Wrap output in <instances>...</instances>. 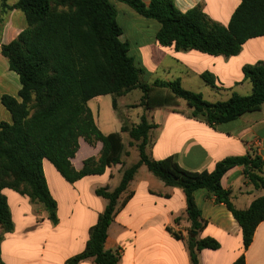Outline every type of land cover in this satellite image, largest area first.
<instances>
[{
  "label": "trees",
  "instance_id": "16d2710c",
  "mask_svg": "<svg viewBox=\"0 0 264 264\" xmlns=\"http://www.w3.org/2000/svg\"><path fill=\"white\" fill-rule=\"evenodd\" d=\"M134 9L141 16L157 21V40L164 47L177 51L196 50L212 56L238 55L250 39L264 36V0H240L228 26L212 21L201 6L182 13L173 0H115ZM3 10H20L28 27L9 44H2V55L9 69L19 75L22 89L19 99L3 95L1 103L12 116V124L0 122V228L4 233L14 230L5 188L28 196L31 203L41 205L53 225L58 224V203L52 196L43 169L50 161L69 183L90 175H100L109 167L120 164L125 152L121 132L137 142L138 163L123 171L119 186L96 189V195L108 201L105 211L90 229L85 249L66 261L80 264L93 259L94 264H119L118 251L105 249L108 230L118 213V202L127 192L140 167L147 169L167 186L182 189L186 196L191 231L202 232L206 223L196 203L195 194L204 189L232 212L242 228L247 250L254 240L257 227L264 221V196L249 209L237 210L230 192L222 186L224 175L236 166L244 167V175L257 188L264 189V160L259 156L228 157L218 162L211 173H191L182 169L175 157L153 160L147 154L150 133L156 127L143 115L137 125L124 121L122 131L105 135L97 126L88 102L98 96L111 95L113 108L118 98L141 90V107L148 106L152 87L170 90L188 102L193 117L204 119L211 126L236 120L247 112L258 111L264 104V62L245 66V78L252 84V93H233L226 102L211 103L201 93L186 90L180 80L153 84L142 83V70L129 54V45L122 42V27L117 21V8L112 0H19L10 6L0 0ZM204 80L215 86L209 74ZM83 138L91 146L102 143L100 157L84 161L76 170L72 159ZM133 194L122 202L125 207ZM178 219H176V222ZM175 238L182 236L168 229ZM0 264H5L1 258ZM192 264H200L198 252L217 250L213 238L190 237L188 242ZM234 264H246L242 255Z\"/></svg>",
  "mask_w": 264,
  "mask_h": 264
},
{
  "label": "crops",
  "instance_id": "0c3cea01",
  "mask_svg": "<svg viewBox=\"0 0 264 264\" xmlns=\"http://www.w3.org/2000/svg\"><path fill=\"white\" fill-rule=\"evenodd\" d=\"M142 1L147 6L151 2ZM173 1L182 13L201 6L212 21L223 26L229 25L240 5V0ZM16 3L17 0H8L10 6ZM115 5L117 21L123 29L121 41L128 43L130 56L142 70V83L180 80L186 90L201 93L204 98L209 94L213 98L211 103L226 102L233 93L241 96L252 93V84L245 78L243 69L264 62V36L248 40L241 52L231 57L212 56L196 50L177 51L174 45L164 47L159 44L160 24L157 21L139 15L126 4L115 2ZM27 27L25 15L23 17L19 10L10 11L0 42V104L5 94L19 99L22 89L19 75L9 69L8 60L2 55L1 45L12 42ZM206 74L213 77L215 86L204 80ZM132 92L118 98V110L113 109L116 117L109 111L107 120L100 106L98 117L100 120L103 114L104 127L111 128L104 132L108 135L121 132L124 121L130 125L139 124L132 120V111L138 121L145 115L156 125L147 147L151 159L175 157L178 165L191 173H211L218 162L228 157L251 155L264 160V104L260 110L244 113L234 121L211 126L204 119L193 117V108L188 102L168 89L152 87L147 108L139 105L129 108L127 101L122 103ZM108 96L111 95L95 97L88 106L91 102L99 105ZM91 111L102 130L92 108ZM8 114L5 122L12 124V116ZM121 135L129 156L123 155L120 164L107 168L103 174L69 183L50 161H43L49 190L58 203L57 225H53L44 208L31 203L28 196L8 188L2 190L14 224L12 232L2 234L1 258L5 264H66L68 259L85 249L90 229L108 205L106 199L96 195V189L115 190L123 171L139 161L137 142L127 132H121ZM126 136H129L127 141ZM79 143L80 149L72 159L76 170L83 168L85 160L98 159L103 148L102 143L91 146L83 138ZM222 186L230 192L231 202L237 210L249 209L256 199L264 196V189L257 188L246 178L242 166L229 170L222 178ZM130 193L132 198L121 208ZM195 198L206 223L205 229L198 233V239L210 237L220 244L217 250L198 252L200 264H234L242 255L246 264H264V221L257 227L253 243L246 250L242 228L227 206L218 203L216 197L204 189L198 190ZM117 208L105 249L118 251L121 255L119 264H192L188 248L191 222L182 189L167 186L142 166ZM168 229L181 235L182 239L175 238ZM80 264H94V260L86 259Z\"/></svg>",
  "mask_w": 264,
  "mask_h": 264
},
{
  "label": "rangeland",
  "instance_id": "374dc122",
  "mask_svg": "<svg viewBox=\"0 0 264 264\" xmlns=\"http://www.w3.org/2000/svg\"><path fill=\"white\" fill-rule=\"evenodd\" d=\"M10 1H13V0H9V2ZM19 0H17V2H18ZM113 2H114V4H115V2H117V1H115V0H112ZM120 3V2H119ZM124 4V3H123ZM130 7V6H129ZM19 12H20V14L24 17V14H23V12H21L20 10H19ZM9 14H10V10H3L2 9V7H1V2H0V42H1V35H2V31H3V29H4V25H5V22H6V20H7V18L9 17ZM140 15V14H139ZM120 40H121V38H120ZM129 54H130V51H129ZM140 96V97H139ZM141 96H142V92L140 91V90H136V91H133L132 93H131V95H129L127 98H125V100H123V102L122 103H124V101H127V103L129 104V108H133V107H135V106H138V105H140V101H141ZM206 97H205V99L206 100H208V101H211L213 98L209 95V94H206L205 95ZM90 109L92 108L93 110H94V112H95V117L97 118V120H98V122H99V124H100V127L102 128V132L104 133V132H109L108 130L109 129H111V128H109V127H104V125H103V122H102V117H104L103 116V114H105V116H106V119L108 120V118H109V111H111V113H112V115H116V113L115 112H113V98L111 97V96H108L107 98H105V99H103V101L102 102H100V104L99 105H97L95 102H91L90 103ZM99 106L101 107V112H103V114L101 115V119L99 120V117H98V108H99ZM0 121H5V120H7V117H8V112H7V110L2 106V104H0ZM122 114V113H121ZM131 115H133V117H132V120L134 121V122H138V123H140V121H138V119H136V117H135V114H134V112L132 111L131 112ZM116 117V116H115ZM141 119V118H140ZM128 125H130V123L128 122ZM113 130V129H112ZM105 134V133H104ZM129 139V136H126V141ZM86 152H85V150L83 151V155L85 154ZM3 234V229H1L0 228V236Z\"/></svg>",
  "mask_w": 264,
  "mask_h": 264
},
{
  "label": "water",
  "instance_id": "95a60500",
  "mask_svg": "<svg viewBox=\"0 0 264 264\" xmlns=\"http://www.w3.org/2000/svg\"><path fill=\"white\" fill-rule=\"evenodd\" d=\"M197 235H198V232H196V231L190 232V237H196Z\"/></svg>",
  "mask_w": 264,
  "mask_h": 264
}]
</instances>
